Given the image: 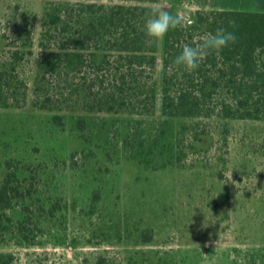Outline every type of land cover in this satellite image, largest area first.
I'll use <instances>...</instances> for the list:
<instances>
[{"label": "rangeland", "instance_id": "374dc122", "mask_svg": "<svg viewBox=\"0 0 264 264\" xmlns=\"http://www.w3.org/2000/svg\"><path fill=\"white\" fill-rule=\"evenodd\" d=\"M120 3L191 25L198 10L228 7L0 0V100L20 104L0 106V264H264V118L223 115L226 90L212 115L165 114L164 38L146 37L154 64L113 49L99 69L109 42L95 34L109 38L102 22ZM131 68L143 86L129 80L126 103L112 101L110 79Z\"/></svg>", "mask_w": 264, "mask_h": 264}, {"label": "trees", "instance_id": "16d2710c", "mask_svg": "<svg viewBox=\"0 0 264 264\" xmlns=\"http://www.w3.org/2000/svg\"><path fill=\"white\" fill-rule=\"evenodd\" d=\"M227 3L228 7L223 9L198 10L193 25L169 30L164 36L162 108L165 114L212 115L215 109L211 107L210 101L215 93L221 94L226 90L231 91L233 101L228 103L223 98L221 102L223 115L264 118V0H227ZM89 6L94 7L93 4ZM101 7L105 8L104 5ZM151 7L120 3L113 6L106 14L107 21L102 23L109 38L105 39L104 36L95 34L99 41L109 42L100 64H97L99 69L104 70L103 65L110 61L108 51L113 49L120 51L119 62L149 61L152 64L156 62L154 54L145 55L148 50H155L145 45L148 39L144 32L145 14ZM170 14L180 16L178 13ZM232 22H235V27L232 26ZM218 28L234 31L237 41L218 53L206 54L199 67L191 73L173 63L185 44L194 45L205 36L214 34ZM77 57L79 62L85 61L82 53ZM135 72L131 68L120 76L116 73L115 78L110 79L113 87L117 88L115 94H112L113 97H109L113 99L112 101L119 104L126 103L129 95L125 93L124 88L129 84V80L137 83L138 88L143 86H140L139 82L144 76L134 75ZM3 75L0 72V99L3 98ZM144 93L140 91L138 95ZM156 96V90L147 93L148 99L153 100L152 102H155ZM2 105L20 106L16 102L0 100V106ZM112 107L114 106L108 109L112 110ZM55 118L60 121L62 119L59 115ZM7 189L8 183H5L0 191V200L5 198Z\"/></svg>", "mask_w": 264, "mask_h": 264}, {"label": "clouds", "instance_id": "9594fccd", "mask_svg": "<svg viewBox=\"0 0 264 264\" xmlns=\"http://www.w3.org/2000/svg\"><path fill=\"white\" fill-rule=\"evenodd\" d=\"M145 15V35L154 41L162 40L169 30L189 26L193 22L187 17L170 14L164 7L159 5L151 7ZM232 26L235 27V22H232ZM236 41L237 36L234 31L227 28H218L214 34L205 36L194 45L185 44L173 63L182 66L185 71L191 73L199 67L206 54L218 53Z\"/></svg>", "mask_w": 264, "mask_h": 264}]
</instances>
